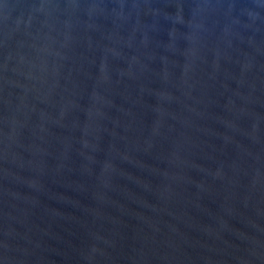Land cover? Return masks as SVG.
<instances>
[{
  "label": "water",
  "instance_id": "1",
  "mask_svg": "<svg viewBox=\"0 0 264 264\" xmlns=\"http://www.w3.org/2000/svg\"><path fill=\"white\" fill-rule=\"evenodd\" d=\"M0 264H264V0H0Z\"/></svg>",
  "mask_w": 264,
  "mask_h": 264
}]
</instances>
